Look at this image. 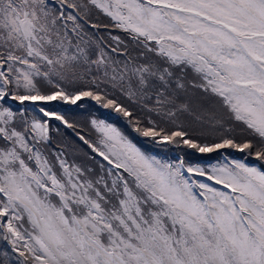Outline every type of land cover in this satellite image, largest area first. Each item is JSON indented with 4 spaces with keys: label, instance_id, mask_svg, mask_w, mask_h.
I'll return each instance as SVG.
<instances>
[{
    "label": "snow or ice",
    "instance_id": "snow-or-ice-1",
    "mask_svg": "<svg viewBox=\"0 0 264 264\" xmlns=\"http://www.w3.org/2000/svg\"><path fill=\"white\" fill-rule=\"evenodd\" d=\"M0 264H264V0H0Z\"/></svg>",
    "mask_w": 264,
    "mask_h": 264
},
{
    "label": "rangeland",
    "instance_id": "rangeland-1",
    "mask_svg": "<svg viewBox=\"0 0 264 264\" xmlns=\"http://www.w3.org/2000/svg\"><path fill=\"white\" fill-rule=\"evenodd\" d=\"M70 118L76 119V120L80 121L81 123H83V118L80 117V116H74V117H70ZM53 135L55 137L54 143H62L65 140H72V139H74V133H72L71 130H68V129H61L59 133H56L54 131L53 132ZM234 155H238V154H235L234 153Z\"/></svg>",
    "mask_w": 264,
    "mask_h": 264
}]
</instances>
